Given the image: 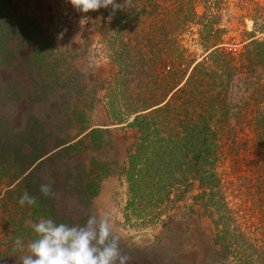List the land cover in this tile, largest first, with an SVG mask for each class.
Returning <instances> with one entry per match:
<instances>
[{
  "label": "trees",
  "instance_id": "16d2710c",
  "mask_svg": "<svg viewBox=\"0 0 264 264\" xmlns=\"http://www.w3.org/2000/svg\"><path fill=\"white\" fill-rule=\"evenodd\" d=\"M243 1L253 28L240 48L224 38L228 0H128L77 12L109 58L108 115L131 118L135 132L122 168L124 214L151 225L189 194L211 221L216 254L264 264V0ZM8 26L25 37L7 34L6 42L29 45L26 56L42 70L56 60L52 39L0 0V32ZM87 129L58 140L37 166L98 138L100 130Z\"/></svg>",
  "mask_w": 264,
  "mask_h": 264
},
{
  "label": "rangeland",
  "instance_id": "374dc122",
  "mask_svg": "<svg viewBox=\"0 0 264 264\" xmlns=\"http://www.w3.org/2000/svg\"><path fill=\"white\" fill-rule=\"evenodd\" d=\"M11 5L52 39L56 60L42 70L43 63L26 56L29 45L14 47L4 38L15 34L20 41L22 29L8 26L0 32V264H16L17 237L25 244L35 238L25 220L51 218L72 226L92 215L108 217L128 264H232L216 254L211 221L189 194L151 225L124 214L122 168L135 132L127 126L131 118L115 123L108 115L110 63L97 30L68 0H11ZM250 8L243 0L224 6L221 23L229 48H240L248 37L244 32L252 31ZM85 127L84 133L100 130L98 138L37 166L58 149V140ZM38 155L43 156L31 162ZM44 183L52 185L54 197L40 193ZM25 191L36 197L35 205L18 204ZM64 192L73 197L63 198Z\"/></svg>",
  "mask_w": 264,
  "mask_h": 264
},
{
  "label": "clouds",
  "instance_id": "9594fccd",
  "mask_svg": "<svg viewBox=\"0 0 264 264\" xmlns=\"http://www.w3.org/2000/svg\"><path fill=\"white\" fill-rule=\"evenodd\" d=\"M76 11L87 13L111 6L113 10L125 8L128 0L117 4L115 0H68ZM44 197H54L51 184L39 187ZM37 199L25 191L18 199L21 206L35 205ZM35 238L24 243L14 241L16 264H128L130 257L121 252L119 237L112 234L107 216H89L83 225L57 223L51 218L38 222L25 220Z\"/></svg>",
  "mask_w": 264,
  "mask_h": 264
}]
</instances>
